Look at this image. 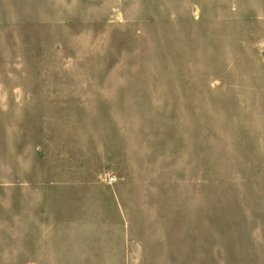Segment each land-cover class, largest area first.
Returning <instances> with one entry per match:
<instances>
[{"label":"rangeland","instance_id":"rangeland-1","mask_svg":"<svg viewBox=\"0 0 264 264\" xmlns=\"http://www.w3.org/2000/svg\"><path fill=\"white\" fill-rule=\"evenodd\" d=\"M4 141L0 264H264V0H0Z\"/></svg>","mask_w":264,"mask_h":264},{"label":"crops","instance_id":"crops-1","mask_svg":"<svg viewBox=\"0 0 264 264\" xmlns=\"http://www.w3.org/2000/svg\"><path fill=\"white\" fill-rule=\"evenodd\" d=\"M0 153H35L31 149L24 150L23 143L21 141L9 142L4 141L3 145L0 147Z\"/></svg>","mask_w":264,"mask_h":264},{"label":"built area","instance_id":"built-area-1","mask_svg":"<svg viewBox=\"0 0 264 264\" xmlns=\"http://www.w3.org/2000/svg\"><path fill=\"white\" fill-rule=\"evenodd\" d=\"M115 177L114 176H110V181H114Z\"/></svg>","mask_w":264,"mask_h":264}]
</instances>
